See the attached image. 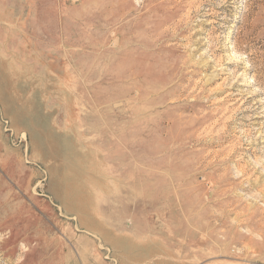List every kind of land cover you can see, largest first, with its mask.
I'll return each mask as SVG.
<instances>
[{
    "label": "rangeland",
    "instance_id": "374dc122",
    "mask_svg": "<svg viewBox=\"0 0 264 264\" xmlns=\"http://www.w3.org/2000/svg\"><path fill=\"white\" fill-rule=\"evenodd\" d=\"M0 264H264V0H0Z\"/></svg>",
    "mask_w": 264,
    "mask_h": 264
}]
</instances>
